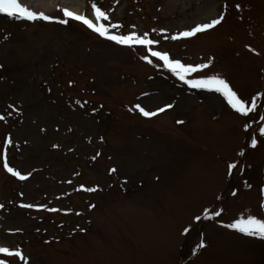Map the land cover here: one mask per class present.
Returning a JSON list of instances; mask_svg holds the SVG:
<instances>
[{
  "label": "rangeland",
  "instance_id": "obj_1",
  "mask_svg": "<svg viewBox=\"0 0 264 264\" xmlns=\"http://www.w3.org/2000/svg\"><path fill=\"white\" fill-rule=\"evenodd\" d=\"M23 1L0 14V264H264V0H81L125 45Z\"/></svg>",
  "mask_w": 264,
  "mask_h": 264
},
{
  "label": "bare ground",
  "instance_id": "obj_2",
  "mask_svg": "<svg viewBox=\"0 0 264 264\" xmlns=\"http://www.w3.org/2000/svg\"><path fill=\"white\" fill-rule=\"evenodd\" d=\"M57 1L58 0H45V2H47V3H45L46 5L44 3H41V4H42V6H48L49 9H52L53 6L56 5V2ZM61 1H63L66 6L73 7L76 13L77 12H83L84 6H83V3L81 2V0H73V1L61 0ZM35 4L37 5V7L40 6V5L37 4L36 1H35ZM214 9H215V7L213 9L212 8L211 9L209 8L207 10V12H206L207 14L205 16L208 17V18H210L211 15L214 13Z\"/></svg>",
  "mask_w": 264,
  "mask_h": 264
}]
</instances>
